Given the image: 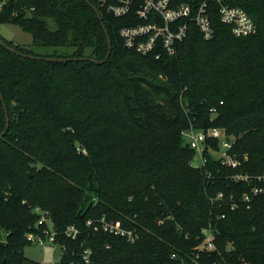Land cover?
<instances>
[{
	"label": "trees",
	"instance_id": "1",
	"mask_svg": "<svg viewBox=\"0 0 264 264\" xmlns=\"http://www.w3.org/2000/svg\"><path fill=\"white\" fill-rule=\"evenodd\" d=\"M90 1L112 41L106 62L36 60L0 43L7 107L0 98V134L10 116L0 138V264H44L23 252L32 244L26 235L41 230L37 207L67 246L64 263H79L89 247L92 264H264V0H230L248 12L256 33L235 36L210 2L213 37L189 20L176 53L159 58L125 45L121 27L142 22L134 9L117 16L108 8L117 0ZM203 1L172 5L189 4L194 14ZM2 23L32 34L30 47L0 35L27 54L102 61L109 51L86 0H0ZM191 126L223 129L240 165L215 157V138L205 142L207 162L193 165L196 152L184 135ZM254 186L263 191L248 207L243 194ZM103 217L138 238L87 224ZM70 225L77 239L65 236ZM205 228L214 229L217 248L197 255Z\"/></svg>",
	"mask_w": 264,
	"mask_h": 264
},
{
	"label": "built area",
	"instance_id": "2",
	"mask_svg": "<svg viewBox=\"0 0 264 264\" xmlns=\"http://www.w3.org/2000/svg\"><path fill=\"white\" fill-rule=\"evenodd\" d=\"M215 2L219 7L221 20L231 26L235 36H249L257 32L256 24L250 17L248 12L237 5H233L230 0H204L197 11L192 14V8L189 4L183 3L174 7L172 0H117L110 2L108 8L117 16H123L130 13L133 9L135 16L142 20L139 23L124 25L121 27V35L124 38L125 45L142 54L154 53L156 57H161L162 53L173 55L177 51V45L182 41L188 33V21L193 20L201 30L206 39H210L214 35V29L209 16V3ZM212 111L215 109L212 108ZM187 143L195 150L196 158H199L200 164L193 165L201 166L207 162L205 156V142L211 138L218 139L220 142L219 150H211L216 158L231 167H238L240 160L229 153L234 141L227 138L225 132L221 128H210L209 130H199L191 126L184 132ZM238 178L249 179L248 175H238ZM264 176H259L262 179ZM263 191L262 187L254 186L252 192L243 194V201L251 204L253 196ZM225 195L220 192L217 196L218 200H223ZM233 201L232 208L236 207L234 196H230ZM36 211L41 213L38 221L40 232H29L26 238L29 242L40 244L43 246H51L54 251L58 252V257L54 258L48 264H68L63 262L64 254L67 246L61 243L58 239V230L55 222L49 216L47 211L41 210L39 207ZM225 216L224 214L222 215ZM99 225L93 220H88L87 224L92 226L96 231L103 229L104 231L112 232L117 235L126 237L128 241L134 242L138 238V233L135 229H128L122 225L120 221L108 220L103 217L99 220ZM65 236L72 239H77L79 230L70 225L65 230ZM4 239V232L0 233V241ZM215 231L213 228L203 229V238L201 244L196 248V254L201 252H212L216 250ZM80 262L73 261L72 264H92L93 250L89 247L79 252ZM177 256L173 254V258Z\"/></svg>",
	"mask_w": 264,
	"mask_h": 264
},
{
	"label": "rangeland",
	"instance_id": "3",
	"mask_svg": "<svg viewBox=\"0 0 264 264\" xmlns=\"http://www.w3.org/2000/svg\"><path fill=\"white\" fill-rule=\"evenodd\" d=\"M0 35L7 40L13 41L16 44L30 47L33 45L32 34L23 30L19 25L14 23L0 24ZM36 53L44 54L47 49L42 47H34ZM196 164H200L199 158L195 160ZM24 255L34 261L42 262L44 264L50 263L54 258L58 257V252L54 251L51 246H43L32 243L27 245L24 250Z\"/></svg>",
	"mask_w": 264,
	"mask_h": 264
},
{
	"label": "water",
	"instance_id": "4",
	"mask_svg": "<svg viewBox=\"0 0 264 264\" xmlns=\"http://www.w3.org/2000/svg\"><path fill=\"white\" fill-rule=\"evenodd\" d=\"M86 1H87V2L93 7V9L96 11V13H97L99 19H100L101 22H102V26H103L104 31H105L106 36H107V40H108V44H109V51H108V54H107L106 58H105L104 60H102V61L95 60V59L90 58V57H81V58H78V57H73V58H56V57H43V56H37V55H33V54H27V53H24V52H22V51H20V50H18V49H16V48H14V47H12V46H9L6 42H4V40H3L1 37H0V43H1L4 47L8 48L9 50H11L12 52H14V53H16V54L22 55V56H24V57H28V58H32V59H36V60H47V61H58V62L72 61V60H93V61H95V62L98 63V64H101V63H103V62H106L107 59L109 58V56L111 55V51H112V41H111V38H110V34H109V31H108V29H107V27H106V25H105V23H104V21H103V16H102V14H101L99 8H98L95 4H93L90 0H86ZM0 98H1V100L3 101V105H4L5 110H6V112H7L6 102H5L4 96H3V94L1 93V91H0ZM9 126H10V116H9V114L7 113V114H6V126H5L4 131L0 134V138H2V137L7 133L8 129H9Z\"/></svg>",
	"mask_w": 264,
	"mask_h": 264
}]
</instances>
